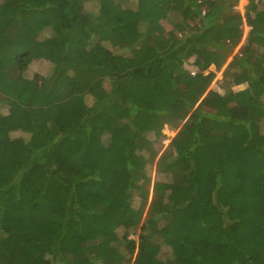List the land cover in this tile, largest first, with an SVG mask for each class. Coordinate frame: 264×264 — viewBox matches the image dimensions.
Returning <instances> with one entry per match:
<instances>
[{"label": "trees", "instance_id": "obj_1", "mask_svg": "<svg viewBox=\"0 0 264 264\" xmlns=\"http://www.w3.org/2000/svg\"><path fill=\"white\" fill-rule=\"evenodd\" d=\"M237 3L0 2V264H264V0Z\"/></svg>", "mask_w": 264, "mask_h": 264}, {"label": "rangeland", "instance_id": "obj_2", "mask_svg": "<svg viewBox=\"0 0 264 264\" xmlns=\"http://www.w3.org/2000/svg\"><path fill=\"white\" fill-rule=\"evenodd\" d=\"M3 0H0V2ZM250 0H238V3L236 4V11H239L242 15L246 14V9L247 6L249 4ZM256 2L259 3V0H255ZM259 8L260 9H264V4L260 3L259 4ZM162 23L164 24L165 28L167 30H170L173 28V25L166 22V21H162ZM249 31V27L247 25L243 26V37H242V41L240 46L243 44V42L245 41V38L248 34ZM239 46V47H240ZM239 47L236 49L235 52L238 51ZM195 59L196 57H192L191 59H189L188 61L185 62L184 67L185 69L190 72L192 75H195L198 72V68L195 65ZM225 69L223 68L221 71H216L215 67H211L209 70L205 71L204 74L207 75L209 71H212L216 74V78L214 79V81L212 82V84L210 85L209 90H215L217 92H220L221 94L225 93V88H227V83L224 84L223 82V71ZM200 84L202 83V81L199 82ZM199 84V85H200ZM246 87H248L247 83L242 84L240 86H233L232 89L234 91H239V90H244ZM177 131H172L168 124L165 123L164 124V129H163V134L165 135V137L161 140V145L165 148L166 146H168V144L170 143V141L175 137ZM14 135H22V136H27L26 134L23 133V131L16 132L14 133ZM150 175L152 177V179H154L156 177L155 175V170H151ZM153 181V180H152Z\"/></svg>", "mask_w": 264, "mask_h": 264}, {"label": "built area", "instance_id": "obj_3", "mask_svg": "<svg viewBox=\"0 0 264 264\" xmlns=\"http://www.w3.org/2000/svg\"><path fill=\"white\" fill-rule=\"evenodd\" d=\"M217 0H197V5L199 6V12L205 15L206 12L210 10V5Z\"/></svg>", "mask_w": 264, "mask_h": 264}]
</instances>
